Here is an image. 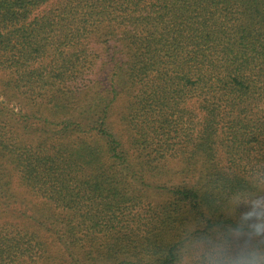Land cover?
I'll return each instance as SVG.
<instances>
[{"label":"trees","instance_id":"trees-1","mask_svg":"<svg viewBox=\"0 0 264 264\" xmlns=\"http://www.w3.org/2000/svg\"><path fill=\"white\" fill-rule=\"evenodd\" d=\"M249 194L264 0H0V264H264Z\"/></svg>","mask_w":264,"mask_h":264},{"label":"rangeland","instance_id":"rangeland-1","mask_svg":"<svg viewBox=\"0 0 264 264\" xmlns=\"http://www.w3.org/2000/svg\"><path fill=\"white\" fill-rule=\"evenodd\" d=\"M177 169L174 168L173 170V174L169 175V177H161L160 179H156L155 180V184H162L164 182H168V183H178L179 180V173L176 172ZM151 198H154L153 196H151ZM248 200H250V202L247 205H254L257 206L259 202L264 201L261 199V196L259 197L257 194H249L248 195Z\"/></svg>","mask_w":264,"mask_h":264},{"label":"clouds","instance_id":"clouds-1","mask_svg":"<svg viewBox=\"0 0 264 264\" xmlns=\"http://www.w3.org/2000/svg\"><path fill=\"white\" fill-rule=\"evenodd\" d=\"M257 207H258L259 213L264 214V201L259 202ZM248 211H249L248 208L241 209L242 214H246L248 213Z\"/></svg>","mask_w":264,"mask_h":264}]
</instances>
